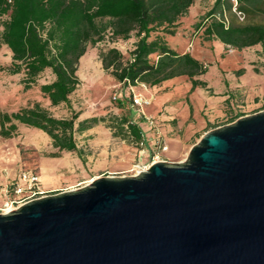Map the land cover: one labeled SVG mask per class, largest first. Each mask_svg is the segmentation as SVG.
<instances>
[{"label":"water","instance_id":"water-1","mask_svg":"<svg viewBox=\"0 0 264 264\" xmlns=\"http://www.w3.org/2000/svg\"><path fill=\"white\" fill-rule=\"evenodd\" d=\"M0 264H264V111L207 132L183 162L0 213Z\"/></svg>","mask_w":264,"mask_h":264},{"label":"trees","instance_id":"trees-1","mask_svg":"<svg viewBox=\"0 0 264 264\" xmlns=\"http://www.w3.org/2000/svg\"><path fill=\"white\" fill-rule=\"evenodd\" d=\"M214 0L200 20L193 24L195 33L202 30L206 41L222 42L228 49H242L260 45L264 48V0ZM196 0H0V45L12 52V73H25L26 86L49 70L53 80L40 86L50 105L70 107V96L77 90V64L88 43L95 45L110 29L114 39H134L128 57L110 48L100 55L104 71L108 72L124 89L128 99L115 100L122 111L119 117H110L116 135L128 138L139 149L145 142L141 128L142 116L133 120L125 101L132 100V87L160 86L162 83L185 78L192 89L205 87L198 78L205 75L208 66L191 53H180L171 48L167 38L175 36ZM239 12L243 22L226 19L224 14ZM227 20V22L225 21ZM237 19V17H236ZM42 34H45L43 36ZM264 53V50H263ZM0 69H5L0 66ZM244 70L235 72L237 75ZM243 115L229 119L232 123ZM78 114L69 118H56L39 104L17 112H0V136L12 138L18 125L45 133L56 150L52 158L61 153L81 155L75 135L98 125L103 119H87L76 125Z\"/></svg>","mask_w":264,"mask_h":264},{"label":"rangeland","instance_id":"rangeland-1","mask_svg":"<svg viewBox=\"0 0 264 264\" xmlns=\"http://www.w3.org/2000/svg\"><path fill=\"white\" fill-rule=\"evenodd\" d=\"M213 0H196V5L181 20L180 30L182 35L170 36L169 45L171 48L181 52V50L191 52L198 60H202L207 66L211 63L208 74L204 78L209 81V75L216 72V69L224 70L231 84H235L237 78L242 75L230 73L231 68L228 56L224 49V44L219 40L211 44L204 39L202 30L195 33L192 28L193 24L200 20L205 14ZM185 32V33H184ZM45 36V34H42ZM103 39L95 45L90 43L86 46V51L80 57L76 76L79 79L77 90L70 96V107L64 105L53 107L49 100L41 93L40 86L48 84L53 80L49 70L42 73L34 84L26 86L25 73L21 70L19 73H12L11 64L13 63L12 52L5 45H0V112L13 113L23 108L39 104L56 118H69L71 112L78 114L77 123L97 118L104 120L93 128L75 135L77 147L81 150V155L76 153H61L59 158L50 157L56 150L52 148L50 138L43 132L32 128L18 125V129L12 138L5 139L0 136V213L9 204L13 209L19 207L28 199H37L43 196L57 194L63 191H69L81 188L89 184L98 177H130L135 174L134 166L138 163L136 153L137 149L128 138L116 135V127L110 117H119L122 113L116 107L114 96L122 94V99H128L129 91L124 89L116 80L106 71L103 70L100 55L110 48L119 50L125 58L128 57L132 49L134 39L123 41L114 39L110 29L103 34ZM212 46V47H210ZM246 59L243 60V54L237 53L236 68L249 69L248 65L255 64L261 69L259 74H263L262 49L250 48L245 50ZM223 54V57L219 56ZM226 56V57H224ZM256 72H258L256 70ZM258 74V73H257ZM244 75V74H243ZM261 76V77H262ZM215 77V76H214ZM217 77V76H216ZM187 83L185 78L176 80L169 90L179 88ZM261 85V84H260ZM147 87V86H146ZM255 86L248 90V102L245 100L246 95L239 102L240 107H236L235 100H238V93L234 96H227L226 100L230 101L228 105L234 108L232 114L223 118H218L214 125L215 128H200L199 125L206 121L203 112L200 109L203 100L200 98H213V91L205 90L203 87H196L199 91L190 101L180 99L175 102L177 110L172 113L177 124L172 126L171 121H160L157 119L155 130H150L145 122L141 123V128L145 132L146 140L149 146L152 145V139L155 132L161 136L162 142L167 147V151L161 154V160L164 162L179 163L183 162L189 150L196 145L200 139L209 131L225 125L229 117L235 115H252L264 111V97H257L252 101L253 94L258 92ZM148 88V87H147ZM233 88V86H232ZM132 94H140L134 93ZM183 94V93H181ZM187 97V96H186ZM126 107L131 110L133 120L138 121L140 115L132 106L133 101H125ZM174 105V104H172ZM144 113H146L144 108ZM151 117V116H150ZM227 117V118H226ZM243 117V116H242ZM156 118V117H155ZM212 119V117H211ZM167 127V128H166ZM166 130H163V129ZM155 131V132H154ZM150 163L148 157L141 160V164ZM31 176L32 174L39 179L37 192L30 197L28 192L16 195L13 193V184L18 183L22 188L26 183L20 181L22 174ZM12 202V205H11Z\"/></svg>","mask_w":264,"mask_h":264},{"label":"crops","instance_id":"crops-1","mask_svg":"<svg viewBox=\"0 0 264 264\" xmlns=\"http://www.w3.org/2000/svg\"><path fill=\"white\" fill-rule=\"evenodd\" d=\"M213 2H214V0H213ZM213 2L211 3V5L213 4ZM194 5L197 6L196 2ZM211 5H210V7H211ZM195 6H192L191 9ZM233 12H235L234 9L232 11L225 13L224 14L225 18L226 19L227 18L233 19V20H236L238 22H243V20H240L237 15H236V17H237V19H236ZM226 19H225V21L227 22ZM182 34L183 33L179 28V32L177 35H182ZM169 38L170 37L167 38V41H169ZM215 40L216 39H213V40H210L208 42L211 44ZM210 47H212V46H210ZM257 47L262 49V52L260 53V55H262V59L260 58V56H258V59L264 60V53H263L264 48L261 47L260 45L248 47V48L242 49L241 51H238L235 49H228L227 50V47L224 46L226 53H228V56L231 57L229 59V64L227 65V67L228 68L232 67V68H231V70H228V71H231L230 73L233 72L235 74V72H237L239 70H244V73H243L244 75L241 74L242 76L237 78L235 84H231V82H229V80L227 78V76H229V75H228V73L225 72L224 67H222V70L216 69L215 74L213 73L212 76L209 75V77H208L209 81L208 82L205 81L203 77H205L206 74H208L209 69L211 67V63L208 65V70H207L206 74L198 78L200 81L205 83L204 89L208 90L210 92L213 91L212 96H214L211 99L206 98L207 96H204V98L203 97L200 98L203 100L202 101L203 104L201 105L200 109L205 110L203 112V114L205 115V118H206V121H203L201 123V125H199L200 128H207L208 127L209 128L208 130H210V128L214 125L215 121L218 118H223L227 115L232 114V112L234 111V108L231 105H228V103H230V101L226 100L227 96H229V95L234 96V93H238V97H237L238 100H235L236 102L234 104L236 107H240L239 102L242 103L241 99L244 97V95H246L245 100H247V102H248V98H249V91L248 90L251 87L254 89L255 86H259L258 92L253 94V96L251 97L252 101H255L258 96L264 97V77L261 74H259V71H261V69L258 68L255 64L248 65V67H249L248 70L245 68H239L238 69V68H236V65H235V63L237 62V58H236L237 53L243 54L244 55L243 60H245L247 58L245 50L250 49V48H257ZM186 52L187 51H185V49H184V50H181L180 53H186ZM189 53H191V52H189ZM219 56L223 57V54L219 53ZM224 57H226V56H224ZM200 61H202V60H200ZM263 63H264V61H263ZM262 66H263L262 70H263V74H264V64ZM256 70L258 72H256ZM177 79H180V78H175V79L166 81V82L162 83L160 86H155V87H148L147 88L146 86L141 85V84L137 85L135 87H132V91H134V93L135 92L140 93L143 97L149 99V101H150V104L145 107L146 117H150V116L156 117L157 119H160V121H165V122L171 121V122H169V124L172 126L177 124V120H175L173 117L174 113H172L173 110L176 111L177 110L176 108H178L177 106H175L176 105L175 102L177 100H180V99H182V100L187 99L188 101H190V96H192V98H193L194 95H196L195 92L199 91L198 88L191 90L192 85L189 82L185 83L184 86H181L179 88H173V90H169L168 88L171 87L174 83H176ZM232 86H233V88H232ZM181 93H183V94H181ZM172 104H174V105H172ZM211 117H212V119H211ZM231 118H232V116L229 117V119H231ZM142 119L144 120V118H142ZM228 122L226 124H230ZM215 127L216 126H214L213 128H215ZM213 128H211V129H213ZM163 130H166V129L164 128Z\"/></svg>","mask_w":264,"mask_h":264},{"label":"built area","instance_id":"built-area-1","mask_svg":"<svg viewBox=\"0 0 264 264\" xmlns=\"http://www.w3.org/2000/svg\"><path fill=\"white\" fill-rule=\"evenodd\" d=\"M231 1L233 2L234 7H235L236 1L235 0H231ZM236 14L240 20H243V16L241 13L237 12ZM119 96H121V94ZM119 96H114L113 99H116ZM132 101H133L132 106L135 108V111L138 112L139 115L142 116V118H144V122L149 127V129L155 130L156 125H157V118L146 117L144 113V108L150 104L149 99L143 97L141 94H133ZM155 133H156L155 137L151 141L152 142L151 146H149V143L146 140V138H145L146 143L141 142L139 144V149L136 150L137 151L136 157H137L138 163L134 166V170H135L134 175H137L143 171H146L152 164L156 162H164L160 158H161V154L167 151V147L164 144V142H162L161 136L158 135L157 132ZM145 157H148V160H150V163L147 165L141 164V160L144 159ZM20 181L26 183V187L22 188L21 186H19L18 183L13 184L14 194L20 195V194H23L24 192H28L30 197L34 196L35 194H39V192H37L38 184H39V179L37 176L33 174L29 176L24 173L20 176ZM31 200L32 199H28V201H31ZM11 205H12V202H11ZM14 209L12 208V210Z\"/></svg>","mask_w":264,"mask_h":264},{"label":"bare ground","instance_id":"bare-ground-1","mask_svg":"<svg viewBox=\"0 0 264 264\" xmlns=\"http://www.w3.org/2000/svg\"><path fill=\"white\" fill-rule=\"evenodd\" d=\"M6 206V208H5V210L3 211L4 213H8V212H10L11 210H12V207L9 205V204H7V205H5Z\"/></svg>","mask_w":264,"mask_h":264}]
</instances>
